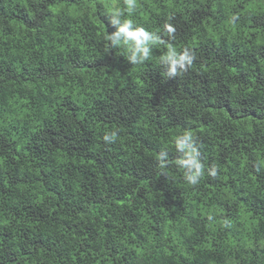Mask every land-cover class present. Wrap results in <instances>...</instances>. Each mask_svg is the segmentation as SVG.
Segmentation results:
<instances>
[{
	"label": "trees",
	"instance_id": "obj_1",
	"mask_svg": "<svg viewBox=\"0 0 264 264\" xmlns=\"http://www.w3.org/2000/svg\"><path fill=\"white\" fill-rule=\"evenodd\" d=\"M110 9L166 43L131 64ZM0 264H264V0H0Z\"/></svg>",
	"mask_w": 264,
	"mask_h": 264
},
{
	"label": "clouds",
	"instance_id": "obj_2",
	"mask_svg": "<svg viewBox=\"0 0 264 264\" xmlns=\"http://www.w3.org/2000/svg\"><path fill=\"white\" fill-rule=\"evenodd\" d=\"M124 4L131 12L136 7V0H124ZM109 22L115 26L116 30L105 36L108 41V48H124L126 59L134 65L143 64L152 58L153 48L165 44L161 35L155 31H148L143 26L136 25L131 18L122 19V14L118 9L109 10ZM238 17H233L235 22ZM163 31L167 33L169 41L175 39L176 28L172 23H165ZM196 53L190 48L178 51L171 43L168 44L167 52L163 55L159 63L164 66L167 78H175L186 73L193 65ZM119 137V131L114 130L105 133L103 141L105 144H113ZM197 139L192 131L185 130L174 139V147L178 158L175 160L176 166L183 171L185 181L192 186L200 183L205 175V166L201 161L200 152L196 146ZM158 165L164 169L169 164L168 152L162 150L157 155ZM210 177H216L218 170L215 166L207 169ZM209 219H212L210 216ZM225 227L229 224L224 223Z\"/></svg>",
	"mask_w": 264,
	"mask_h": 264
}]
</instances>
